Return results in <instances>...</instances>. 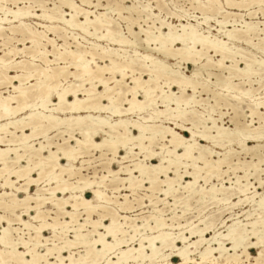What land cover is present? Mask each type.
<instances>
[{"label":"bare ground","instance_id":"bare-ground-1","mask_svg":"<svg viewBox=\"0 0 264 264\" xmlns=\"http://www.w3.org/2000/svg\"><path fill=\"white\" fill-rule=\"evenodd\" d=\"M4 1L6 2L8 0H2V2ZM13 1L15 4H17L20 0ZM81 1L84 4H89L88 0ZM205 1L206 3L203 4L204 6L201 8L203 11H209L216 8V0ZM228 4L232 5L233 3L230 1ZM54 5H58V7H53L49 13L43 9L45 14L52 17V19L48 20L50 25L45 26L46 31L48 28H51V33L55 36L57 35L62 37L64 41L59 47H56V45L54 48L52 47V50H47V53H53V60H44V55L47 53H44L43 55L41 54L42 49L40 45L42 43V38L45 35V31H41L34 34L36 45L33 48L28 49L27 56H29L28 58H30V60L21 59L20 63H17L14 61L13 56H16L20 53L18 51L19 48L14 46L6 47V45L10 44V42L13 40L17 42H23V38L28 37V33L31 31V24L27 23L26 20L30 18L33 19L34 17L43 20V17L41 14H36L33 11L31 12H33L34 15H30V9L18 6L16 10H8V14H5L2 11L4 5L0 4V10L3 12V16L0 17V39L3 40V45H5L7 49L5 52L7 56H0V90L12 88V90H10L12 92H9L7 95L0 91V143H2V145L4 144L5 147L4 149H0V178L4 179L2 186L7 185L12 187L11 176H13V173L18 171V169H16L14 166L17 163H23L25 160L26 163L31 165L33 168L36 167L37 164L40 165V171L38 172V177L40 180L47 178L48 182L55 184L53 187L47 189L51 196L48 198L45 197V199L47 200V203H51L52 206H55L58 201L66 202L64 206V212H66L71 218V222L69 223L64 220L60 223H56L55 220L53 223L49 224H51L54 229L57 224L61 226L62 231L60 230L57 233L63 232L64 228L65 230H68L71 226L70 224H72V228L70 229L72 230L71 232H73L74 237L73 239H68L66 243L68 246H72V249L77 247L84 248V253L79 255L78 258H75L72 256V253H74L73 251L72 253H69L66 249L60 250V246L56 245L59 258L63 259L66 256H70L72 259L76 260H104L106 262L109 260L117 262L126 261L130 262V264H136L137 260L141 261V264H143V261L147 259L149 264H174L172 259L176 257L179 259V263L177 264H210L214 258L219 256L222 248L232 247L231 240H229L228 243H225L226 238L231 237L232 239H237L244 232H247L249 235L253 233L255 234V236L250 241V246L256 247V250L258 251L257 255H259L258 243L260 242V234L262 230H264V219L261 218V216L259 220H257L258 218L256 217V220L248 222L247 225H240L241 223L238 221H234L230 225L227 223L225 225L226 233L217 232L218 230L216 231L214 223H208V225H205L202 228L198 227V225L197 227H190L187 231L188 235H184L182 231L176 237H172L169 233L164 232L163 230V228L169 227L171 225L166 224L164 219L160 218V216L152 215V219L155 222V227L151 228L149 222H146L141 227H150V229H156L157 233L155 232V235H152L151 233V236L145 237L139 235L140 238H137L138 247H136L137 245L134 246V244L132 246L131 243H133L136 239V235L140 234L139 227L133 226L134 222L130 219L131 222L129 221L130 224H128V226L130 229H133L134 234L129 235L130 237L126 238V235H124L126 234V230L123 228V224L119 222V216L117 215L116 211L107 205L111 200L103 192L104 190L102 189V191L100 189V185L106 176H102L101 181H91L89 179L80 178L76 184L69 182L70 178L78 174L80 175L81 172V167H74L73 163L75 160L82 158V156L84 157V155L91 154L93 151L99 150L101 152V157L105 156L107 153L111 154L112 156L111 158L107 159L106 162H103L104 164H102L107 170V173L110 174L108 177L112 176L110 182H119L122 185V187L121 185H117L114 189L118 191L121 190V188L125 189L126 185L124 182L128 180V177L121 179L118 177L116 179V176L119 174V172H121L122 166L116 171L111 169L109 166L115 157H120L122 161L129 158L130 154L132 156H137L142 153L143 159L145 156H147L148 160L151 162L157 158L152 154L153 150L150 148V145L154 144L155 141H158L156 139L157 136H160V138L164 140L165 135L168 134V143L171 144L176 142L177 138L172 135V132H174L173 129L154 131L152 128L155 129V127L151 125H144L138 121H129V119L126 118L123 119V115H126L130 112L141 111V109L143 110L145 108L152 107L156 101L155 98L158 96H160L161 103L165 105L166 109L164 111L155 110V113L149 116V120L158 119L160 115H164L166 119H171L176 124L178 123L176 117H180V122H184L180 130L182 132L189 133L190 138L178 134L179 141L190 142L195 135V144L192 145V148L188 149L191 155H185L184 158L179 161V163H177V160L174 158L170 159V157L167 155L163 156L165 160H170V166L172 168V174L174 177L161 176L160 179H156L155 177L158 175V173H151L148 176V179H150L152 182V188L148 189L147 185H145V187L151 192V194L148 195L150 202H152L151 197H154V194L157 192H159L160 195H164L165 197L173 196L174 199H177L178 196L176 198V195L173 194V192L176 191V188L174 189L173 185L174 183L176 184V182L180 183L179 181H181L183 178H187L188 176L191 177L190 180L186 181L181 187L187 193L185 196L186 198H190L201 193V190L196 188L199 179L202 178L205 182H207L212 176H216L217 178L220 177L223 173L221 167L224 164H226L227 167L233 171L238 169V167H234L231 164L228 158V154L230 153L229 151L226 152L223 157H218L214 160L212 158V150L200 145V142L206 141L220 147H224L226 144L231 146L232 144L236 143V145L240 146L242 151L250 152L255 150L256 146H248V144L251 141L253 142L254 140L259 139L261 136V131L260 127H256L253 130L241 128L239 125L241 124L239 123L240 115L236 110V106H234V116L230 118V121L234 125V128L232 129L224 127L223 124H217L218 119H214L211 115L208 116L206 121H208V123H212V126L206 127L205 121L197 118L192 113L193 111H185L184 109L182 111L180 109L181 104H188V102L193 98L191 95L186 94V90H189L188 85H191L193 93H196L200 88L202 91L209 90L206 88V84H200L201 82H198V76L200 74L198 70L193 72L191 76L184 75L183 77L181 76V78L178 76V73L174 71L175 69L170 70L171 68L169 69L165 65L166 62L164 59L159 60L160 58L157 59L153 57V55H150L151 53L142 57V59L150 61V65H147L136 58H127L121 56L116 50H107L100 44L93 45L88 51L81 49L79 43L76 45L75 50L70 49L65 34L61 33L62 28L57 26L59 23L64 24L66 27L79 28L85 33L90 32H88V28L90 26L94 27V32L89 34L96 36V39H104L120 47L127 46L131 43L125 37L120 35V33L111 25L109 19L101 18V16H95L94 19H90L89 10L80 9L79 6L76 5L72 0H57V3H54L53 6ZM237 5L242 7L240 4ZM63 7L69 10V15L67 16L68 18L65 17L66 15L64 16V13L60 12V9ZM79 12H83L82 14L84 15V21L77 20V15H79ZM3 22H8L9 24H18L4 27L2 26ZM98 29H103L105 33L103 32L102 34L98 35ZM168 29L169 30L166 34L161 33L158 36H153L150 35V33H147L145 39L146 43L149 44L150 42H153L155 44L153 48H149L150 50L147 49V51H155L162 54L164 57H177V59L185 61L187 64L198 66L200 57L202 55H207L208 52L212 50V52L220 54V59L216 62L218 67H224V60L228 59L233 62L234 57H232V50L230 51V49L224 46V42L219 41L221 43L220 44L216 39H213V41L209 39L208 41V38L205 39L206 37L203 40L201 39L203 35L200 36L201 38H198V32L192 26L183 27L181 34L173 32L171 26H168ZM5 30H9L10 32L5 33ZM251 31H253L251 28L247 29V33ZM235 32L236 31L229 30L226 32V35L228 38H237L238 35ZM73 38L76 39L75 36H73ZM47 39L54 42V39ZM215 42H217L219 45ZM175 44L180 45V47L174 49L173 46ZM33 56H37V59H43L45 67L38 66L31 62L36 61L32 59ZM207 57L209 58V56ZM99 60H105V62L108 60L109 63L100 65ZM49 61L52 62L50 63ZM248 62L246 61L245 67L243 69L235 68V72H232L230 76L237 73H244L246 75L250 74V71H252V69H250L252 65ZM60 63H62L63 66H61ZM69 67L74 68L75 71L69 72ZM10 68L16 70L19 68L23 74V80L14 79L18 76L16 70V74H8V70ZM228 68L231 70V68H233V64ZM106 72H109L112 77L110 76L111 78H106V76H104ZM144 73H147L148 76L151 74L152 79H143L142 75ZM116 74L121 75L120 80L115 78ZM126 75H130L131 77L133 86L130 88H127L126 84L123 85V80L125 79ZM69 76H71L73 79L71 78L72 80H69ZM30 77L34 78L35 82L29 85L28 80L31 79ZM61 77H63V79H61ZM101 79L103 80L104 84H107V88H105L103 84L94 83L95 81H99ZM229 79L231 78H228L227 80ZM110 82L114 83L115 86L111 85ZM220 83L222 88H234L232 86L228 87L227 83L221 82L218 78L214 84L219 86ZM97 85L103 87V90H96ZM162 85H166L168 90H170L171 87H177L178 89H183V92L180 91L181 96L172 98L163 91ZM209 91L213 93V98L216 99L218 103V100L221 99H218V97L221 95L217 92H214L213 90ZM158 92H162L161 95H157ZM52 93L57 94V102L55 103H51ZM84 93L88 94L87 100H85ZM140 93H142L144 98L145 95L147 96V101L144 105L140 104V102L143 100L137 99ZM69 95L73 96L72 100L68 99ZM60 96H63V100L59 99ZM101 97H103V99H101ZM108 97H112L111 102H109ZM102 100L107 101V103L102 104ZM50 103L51 105L48 106ZM123 104H128V107L123 109ZM171 104H175V108L171 107L172 109H169L168 107ZM129 105H131V107H129ZM28 108L30 109V113H28L26 116L23 115L22 117L17 118L18 116L16 115L19 112H23ZM250 108V116L253 117L255 114H258L257 103L254 106L251 105ZM173 110H175V112ZM55 111H68L70 113L75 112L78 113V115L70 116L69 118L65 117L63 119L55 115ZM82 112L85 113V115L80 114ZM101 112H107L109 115L117 116L119 119H117V121L114 123H111L108 121L107 117H101L100 115L95 116L92 114ZM64 123L67 125L66 128L72 127V131L68 130V138L63 137V143L65 144L61 145L58 144V142H52L47 136L48 132L52 130H59L61 125ZM132 125L138 126V129H143L145 135L141 136L138 129L134 130L138 131L137 135L132 134ZM198 125H202L203 129L200 130ZM75 126L77 127L78 133L80 134L79 138L75 137L73 134V131H75L73 128ZM211 129H215L216 134H212ZM28 130H30L29 133H27ZM148 131L149 136H146ZM2 134H9L11 135V138L6 139L7 137L1 136ZM98 134L105 136L104 138L101 137L103 139L100 142H97L95 139ZM39 135H42L45 141H39V143L34 147V144L31 142L36 140L35 138ZM133 137H136V139H133ZM72 138L75 140V145H70L68 143ZM146 140L149 142L148 146L144 144ZM15 142L18 143V146H20L19 148L21 149V152H19L20 150L18 147L14 149L10 148L11 144ZM54 144L56 145V150H54V147H52ZM37 145L39 146L37 147ZM124 145H127V154L125 153L124 156H120L121 151L125 150ZM230 146H228L229 149ZM193 148L197 149V151H192ZM134 149H139V152L134 153ZM12 151L14 152L15 156L12 157L11 155L8 157L9 153ZM43 151H47L48 154L42 155L41 153ZM9 160L11 161L9 162ZM63 160L67 161L66 164L62 163ZM260 160L261 158L258 159L257 163L252 164L255 170H257V166H259ZM197 162L202 166L197 165ZM159 163L160 161L158 160V163L152 164L150 166L154 168L156 165H159ZM181 165L189 170L183 174L178 173L177 169H179ZM134 166L137 167V169H140V165L135 163ZM21 167L23 168L24 166L21 165ZM189 167H191V170ZM26 170L27 169L25 168V171ZM201 170H205L204 176L201 174ZM124 172L127 175V169H125ZM20 174L23 175L24 172L22 171ZM248 176L249 173L247 174V172H245L244 177L248 178ZM132 177L135 178L133 183L139 182L137 172H133ZM32 178L36 179L37 177ZM239 179L240 178L238 177L236 183L239 182ZM162 185L164 188H162ZM259 185H262L260 181ZM39 190L41 192L40 188ZM75 190H79L80 193L77 194ZM247 190V186H242L238 188V193L243 194L244 198V195L246 196ZM86 191H89L93 195V199L96 200L95 206H90L87 203L88 201L93 200L85 197ZM219 191L225 190L216 189L214 185H211L209 190V192H212V194H216V192ZM59 194L64 196L69 194V196L66 198L59 197ZM0 196V208L3 209V194ZM127 197L128 195L125 194L124 200ZM229 198L230 195L224 200H228ZM17 199L22 201L24 198L17 197ZM245 199H248L247 196ZM240 202H242V199L239 197L238 203ZM40 203H45V201L42 200ZM73 205H75V207H73ZM120 205H124L122 208L125 210L131 209L129 206H127V202ZM188 206L189 204H187L185 201V207L187 208ZM258 206L259 208L263 209L264 195H261ZM156 211L157 210H155V212ZM94 212H101L98 213V219L96 220L91 217ZM158 212L160 211L158 210ZM78 213L80 215L86 214L84 222H78L79 219L76 217ZM26 215L33 216V214L30 212L26 213ZM61 215L63 216V213H61ZM249 216L251 215L248 214L247 217L249 218ZM149 217L151 218V216ZM127 218V216H124V219ZM21 219L23 218L21 217ZM113 220L116 221L115 224L113 223ZM105 221H108L109 223H105ZM222 223L225 222L223 221ZM86 225L91 226L92 229H89L86 233H83V228ZM6 228H8V225L6 227H1L2 230L0 233L2 234ZM13 229L17 230L16 228ZM46 229L48 228L43 229V232L41 233L42 236H44ZM102 229H107L117 233V243L116 245H113V242L108 240V244L112 247L104 248V251L97 254L95 247H93L94 242L100 241L96 247L103 248L104 240H107L106 236L104 237V240H101L103 232L99 230ZM211 233H213V235L208 238V235ZM46 239L47 237H45V240ZM178 243H181L182 246H177ZM203 244L206 246L202 249L201 246ZM191 248L193 249L191 250ZM167 251L171 252L167 254ZM65 252H67V254H65ZM105 252L108 253L107 256H105ZM196 254L197 258H195ZM2 255L3 253L0 252V256ZM236 255H238V253ZM249 255H251V252Z\"/></svg>","mask_w":264,"mask_h":264},{"label":"rangeland","instance_id":"rangeland-1","mask_svg":"<svg viewBox=\"0 0 264 264\" xmlns=\"http://www.w3.org/2000/svg\"><path fill=\"white\" fill-rule=\"evenodd\" d=\"M75 2L76 5L79 6L80 9H86L89 10V18L94 19L95 16H101V18H107L110 20L111 25L122 35L125 37L131 44L127 46L120 47L118 45H114L112 42L106 41L104 39H96V36H93L89 33L94 32V27H89L88 32L85 33L79 28H70L64 26V24L59 23L57 26H60L61 33L65 34V37L67 38L68 45L70 49L75 50L76 45L79 43L80 48L83 50H90V48L93 45H101L102 47H105L107 50H116L118 54L121 56L127 57V58H136L137 60L150 65L149 60H144L142 57H144L146 54L153 55V57L162 60L164 59L166 62V66L170 70L176 71L178 73L179 77L185 76H191L193 72L196 70L199 71L198 76V82L200 84H206V88L209 90H213L214 92L219 93L221 96L218 97L221 98L218 100V103L216 99L213 98V93L209 90L202 91L201 88L197 90L196 93H193L192 90H186L187 95H191L193 98L188 102V104H181V110L183 109L185 111H193L192 113L199 118L200 120L205 121L206 127L212 126V123H208L206 119L209 115L213 116V118L218 119L217 124L222 125L224 127H228L230 129L234 128L233 123L230 121V118L234 116V106H236V110L239 117V124L241 128L253 130L256 127H260L261 123V113H264V108L261 107V100L264 98V5H262L261 0H228L229 2L232 1V5H229L227 0H216V8L211 9L209 11H203L201 8L204 6L203 4L206 3L205 0H88L89 4H84L81 0H72ZM43 4L45 5L44 10L49 13V11L53 8V4L57 3V0H20L19 3L15 4L13 0H8L2 2L0 0V4L8 5V10H16L18 7H26L33 11L36 14H41L40 11L36 10L35 5L36 4ZM20 4V5H19ZM110 4L111 7H104L103 5ZM237 4L242 5L238 6ZM15 5V7H13ZM235 5V6H234ZM18 6V7H17ZM11 8V9H10ZM62 10V11H61ZM61 13H64V16L68 18L69 10L65 9L64 7L60 9ZM68 13V14H67ZM83 12H79V15H77V20L84 21V15ZM3 16V12L0 10V17ZM27 23L33 25L35 23L36 25H43L44 29L42 31L46 32V25H50V23L47 21L45 23L44 19H38L34 17L33 19L26 20ZM222 22V23H221ZM18 23H11L3 22L2 26L9 27L12 25H16ZM45 24V25H44ZM55 24V26H56ZM163 24V25H162ZM182 25L183 27H194L195 30H197V37L201 38L200 36L203 35L201 39L204 40L216 39L217 42L221 41L224 42L225 45L230 51L233 53L232 57H234L233 62L230 60H224L222 68L218 67L216 62L220 59V54L212 52L210 50L207 55H202L200 57V60L198 61V66L187 64L185 61H181L180 59H177V57H164L162 54L153 52V51H147L149 48H153L155 44L153 42H150L149 44L146 43V35L147 33L153 36H158L159 34H166L168 32V26H171L173 29V32H177V34L182 33ZM190 25V26H189ZM31 27V26H30ZM182 27V28H181ZM251 28L253 31L247 33V29ZM8 29V28H7ZM236 31L238 37L237 38H228L226 35L227 31ZM64 31V32H63ZM146 31V32H145ZM9 30H5V33H9ZM105 33L103 29H98L97 34L100 35L102 33ZM133 34V35H132ZM200 34V35H199ZM73 36L76 37V39L73 38ZM60 36H55L54 34L47 35V38L54 39V44L56 47H59L60 44H63V38ZM62 38V39H61ZM206 40V41H207ZM210 40V41H211ZM246 40V41H245ZM3 40L0 39V56L6 57L7 55L5 52L7 51L5 45H3ZM215 42L216 44H218ZM23 42H17L15 40L11 41L10 44L16 48H23L25 47ZM213 43V42H212ZM220 43V42H219ZM221 44V43H220ZM150 47H148V46ZM219 45V44H218ZM199 46V45H197ZM4 47V48H3ZM180 47V45L175 44L173 46L174 49ZM200 48V47H198ZM4 50V51H3ZM47 50H52V47H47ZM150 50V49H149ZM125 51V52H124ZM26 54V55H25ZM28 50L26 53H19L16 56L20 57L21 59H28ZM13 56L14 61L16 59ZM129 56V57H128ZM163 56V57H162ZM209 56V58L207 57ZM208 58V59H207ZM48 59L53 60V57L50 56ZM177 59V60H176ZM246 61L248 63H251L252 71H250V74L246 75L244 73H237L232 74V72H235L236 69H243L245 67ZM17 62V61H16ZM34 64L45 67V63L43 59H36V61H31ZM185 62V63H184ZM108 64L109 61L105 60L101 61L99 60L100 65ZM61 66L62 63H60ZM233 64V68L231 70L228 68ZM170 65V66H169ZM54 67V66H52ZM16 69L10 68L8 70V74L14 75L16 74ZM75 69L72 67H69V72H74ZM129 74V72H128ZM182 74V75H181ZM106 78H111V74L109 72H106L104 74ZM111 76V77H110ZM181 77V78H182ZM69 80H72L73 78L71 76L68 77ZM72 78V79H71ZM115 78L120 80L121 75L116 74ZM142 78L147 80L149 78L147 73H144L142 75ZM219 79L221 82L227 83L228 87L232 86L233 89H226L225 87H221L220 85L214 84L216 82V79ZM228 78H231L227 80ZM125 80V81H124ZM123 80V85L126 84L127 88H130L133 86L130 75H126L125 79ZM31 81V82H30ZM209 81V82H208ZM35 82L34 78H31L28 80L29 85L31 83ZM126 82V83H125ZM214 82V83H213ZM65 83V82H63ZM111 85H114V83L110 82ZM18 84V83H17ZM214 85V86H213ZM163 86V91L168 94L169 97L176 98L181 96V93L177 87H171L170 90H168L166 85ZM204 86V85H203ZM226 86V87H227ZM224 89V90H223ZM12 88L8 89H2L0 91L3 92V94L7 95ZM96 90L102 91L103 87H100V85L96 87ZM171 91V92H170ZM162 93V92H161ZM160 92L157 93V95H161ZM172 93V95H171ZM174 94V95H173ZM248 94V95H247ZM223 96V97H222ZM82 97V95H81ZM160 96L155 98V103L152 105V107L145 108L141 111H134L130 112L126 115H123V119H129V121L133 122H141V124L144 125H151L154 128H152L154 131L156 130H163L166 129H173L175 132V123L171 119H166L164 115H160L158 119H150L149 116L156 111H164L166 109L165 105L161 103ZM223 98V99H222ZM138 100H144V97L142 93H140L137 97ZM57 102V99L51 98V103ZM48 104L49 105H51ZM102 104H106L107 101L102 100ZM173 103V102H172ZM258 104V114H255L253 117L250 116V106ZM157 104H162L163 107L160 109L156 108ZM128 107V104H123V109ZM175 108V104L169 105V109ZM26 112V113H25ZM21 115H20V114ZM16 116L17 118L22 117L23 115L26 116L28 113H30V109H26L23 112H19ZM49 113V112H47ZM55 115H57L60 118H69L70 116H76L78 113H70V112H59L55 111ZM82 115H85V113H80ZM95 116H101V117H107L108 121L111 123H114L119 119L117 116L109 115L107 112H101V113H92ZM260 114V115H259ZM198 115V116H197ZM203 116V117H202ZM111 117V118H110ZM221 119V121H220ZM255 121V124H252V121ZM224 122V123H222ZM246 124L248 125L246 127ZM66 124L64 123L61 125V128L59 130H52L49 131L47 136L51 139L52 142L58 144H65L63 143V137L68 138L69 131H72V127L66 128ZM191 126V125H189ZM200 130L203 129L202 125H198ZM73 134L75 137L79 138L80 134L78 133L77 127L75 126L73 128ZM67 130V131H66ZM69 130V131H68ZM261 131V128H260ZM30 130L27 131L29 133ZM65 132V133H64ZM131 133L137 135L138 131H134V129H131ZM149 131L147 132L146 136H149ZM186 132H182L179 129V134L183 135L184 137L190 138V134L188 133L187 136L184 135ZM212 134H216L215 129H211ZM62 134V135H61ZM168 135V134H166ZM1 136H6V139H10L11 135L9 134H2ZM105 137L102 134H98L95 139L97 142H100ZM36 140H33L31 143L34 144V147L36 144L39 143V141H45L42 135H39L35 138ZM158 141L154 142V144L150 145V148L152 150L159 151V148L156 146L159 144L161 147L163 145V140L160 138V136L156 138ZM161 139V140H160ZM70 145H75V140L72 138L68 142ZM199 143V142H198ZM145 145L148 146L149 142L146 140L144 142ZM200 145L207 147L208 149H211L213 154L212 158L215 160L218 157H223V155L226 152H230L228 154V158L231 162V164L234 167H238L237 170L233 171L232 169H229L226 164H224L221 167L222 175L220 177L212 176L207 182L204 181V179H199L197 182V189L201 190L200 194H197L195 196H192L190 198H186L185 196L187 193L185 190H183L181 187L185 184L186 181H189V178H183L180 183L176 182L174 183L173 188L176 190L173 192V194L176 195L177 199H174L173 196L165 197L164 195H160L159 192L154 194V197H151L152 202H150V199L148 198V195L151 194L149 190L146 191H139L136 192L135 198L128 196L124 200V195L127 194V191L125 189L121 188V190H115L114 188L117 185H121L119 182H110L112 179V176H109L110 174L107 173V170L104 168V163L107 159L111 158V154L107 153L105 156H100L101 152L93 151L91 154L84 155L82 158H78L75 160L74 167L80 168L81 172L80 175H76L72 178H70V183H75L80 179H89L91 181H101L102 176H106V178L103 180L102 184L100 185V189L109 197L111 200L108 205L111 209L116 211L119 216V222L123 224V228L126 230V238H129V235H133V229L128 226L130 224V219L134 222L133 226H138L140 234L136 235V239L134 240L132 244L137 245L138 247V239L142 235L145 236H151L155 235L156 229H150V227H155V222L152 219L153 216H160V218L164 219V222L168 225H171L169 227L163 228L164 232H167L172 237H176L183 231L184 235H188V229L190 227L198 225V227L202 228L205 225H208V223H214V227L216 228L217 232L226 233V227L225 225L228 223L230 225L234 221H238L241 224L240 225H247L248 222L257 220L261 218L264 219V207L259 208V202L261 199V195H264V185H259V181L261 180L260 177V170L261 165L257 166V170H255L254 166L252 164H255L258 162V159L261 158V140L260 138L257 140L251 141L248 146H256V149L250 152L242 151L239 145H236V143L230 145H224V147L216 146L213 143L202 141L200 142ZM39 145H37L38 147ZM230 146V149L229 147ZM19 148L18 143L11 144L10 148ZM54 147V150H56V145H52ZM258 147V148H257ZM4 144L0 143V149H4ZM168 149H164V152H166ZM13 152V151H12ZM10 152L8 157L12 155L14 157V152ZM139 149H134V153H138ZM125 150L121 151L120 156L125 155ZM42 155L48 154L47 151H43L41 153ZM130 157L126 160L129 164H132L134 166L135 160L132 159L134 155H129ZM139 160H143V154H139L135 156ZM159 159H155V163H158ZM11 160H9L10 162ZM84 161V162H83ZM124 161V160H122ZM66 160H63L62 163L66 164ZM186 162V161H184ZM190 162V161H189ZM103 163V164H102ZM26 161L20 162V165L24 166L26 165ZM109 165L111 169L114 171L118 170L121 165V159L120 157H115L114 160ZM197 165L202 166L200 163L197 162ZM15 167V166H14ZM17 169V167H15ZM191 170V167H189ZM189 170V169H188ZM226 171V172H225ZM245 172L247 174L249 173L248 178L244 177ZM119 174L116 176V179L118 177L126 178L128 177L126 173ZM205 170H201V174L204 176ZM183 174V173H182ZM38 176V173H37ZM36 178V176H33ZM171 177H174L172 174ZM238 177L239 182L236 183ZM14 176H11V180L14 179ZM4 182L3 178H0V195L11 192L12 187H5L2 186ZM49 183V184H48ZM248 183V185H247ZM250 183V184H249ZM180 184V185H179ZM55 184L47 181V178H43L41 180V183L39 184V188L41 189V194L44 195L46 198L50 197V192L47 190L50 187H53ZM211 185H214L216 189H221L225 191H219L216 192V194H212V192H209ZM242 186H247L248 190L246 192V196L248 199H245L246 196L243 194L238 193V188ZM17 187H19V184H17ZM122 187V185H121ZM260 187V188H259ZM162 188L163 185H162ZM225 188V189H224ZM145 189H147L145 187ZM178 189V190H177ZM203 189V190H202ZM206 189V190H205ZM228 189V190H227ZM37 187L36 186H30L31 192H36ZM77 194H79V190H75ZM206 192V193H205ZM204 195H203V194ZM227 196H226V195ZM230 195V198H228ZM59 197H68L69 194L66 196L59 194ZM117 198H116V197ZM1 197V196H0ZM17 197L24 198L23 196L19 195V192H17ZM85 197L92 199L93 201L96 200L93 199V195L86 191ZM165 197V198H164ZM194 197V198H193ZM212 197V198H211ZM215 197V199H214ZM242 199V202L238 203V200ZM252 197V198H251ZM141 198V199H140ZM163 198V199H162ZM186 198V199H185ZM197 199V200H196ZM214 199V200H213ZM218 199V200H217ZM223 199V200H221ZM158 200V201H157ZM161 200V201H160ZM190 200V201H188ZM1 201V198H0ZM157 201V203H156ZM185 201L189 206L185 207ZM127 202V206H129L131 209H123L122 207L124 205H120ZM154 202V203H153ZM141 203V204H140ZM168 203V204H167ZM235 203V204H234ZM140 205V206H139ZM126 206V204H125ZM233 206V207H232ZM53 207L51 203H46L45 208H51ZM157 210L155 212V210ZM158 210L160 212H158ZM185 211V212H183ZM257 211V212H256ZM158 212V213H157ZM35 215V211L33 210L30 212ZM98 213L101 212H94L91 217L93 219H98ZM257 213V214H256ZM19 213H17L18 215ZM250 214L249 218L247 215ZM0 215L4 216L5 212L2 208H0ZM153 215V216H152ZM257 215V216H256ZM27 216V215H26ZM62 216V215H61ZM124 216H127V219H124ZM151 216V218L149 217ZM263 216V217H262ZM78 222H84V219L86 218V214H77L76 215ZM247 217V218H246ZM24 219V217H22ZM184 218V219H183ZM214 218V220H213ZM219 218V219H218ZM177 219V220H176ZM204 219V220H203ZM211 219V220H210ZM234 219V220H232ZM136 220V221H135ZM55 220H50L48 223H53ZM59 221V222H58ZM64 221L63 219L56 220V223H60ZM130 221V222H129ZM225 223H222V222ZM229 221V222H228ZM126 222V223H125ZM146 222H149L150 227L143 228L141 227ZM107 223H109L107 221ZM125 224V225H124ZM127 224V225H126ZM58 225V224H57ZM57 225L55 226V229L57 232L60 230L62 231L61 226L57 228ZM70 228H72V224H70ZM154 225V226H152ZM7 226V224L0 225V231L2 230L1 227ZM13 228H16L18 230L17 225H12ZM69 228V226H68ZM129 230H128V229ZM91 230V226L86 225L83 228V233H86L87 230ZM128 230V231H127ZM152 230V231H151ZM155 230V231H153ZM67 231V232H66ZM102 231V230H99ZM156 232V233H155ZM48 233V235H51V232L49 229H46L44 232ZM63 233L68 236V239H73L74 235L73 232L71 234L68 233V230L65 228L63 229ZM187 233V234H186ZM1 234V233H0ZM59 234V233H58ZM140 235V236H139ZM213 235V233L208 235V238H210ZM47 237V236H45ZM48 238V237H47ZM138 238V239H137ZM195 240V239H194ZM147 244V243H146ZM205 244V243H204ZM202 245L205 247L206 245ZM182 246L181 243H178L177 246ZM179 246V247H180ZM82 247L73 248L72 251L76 254L74 257L78 258L79 255L83 254L84 251H80ZM84 249V248H83ZM193 248H191L192 250ZM20 251H23L21 248ZM171 251H167L166 253L169 254ZM258 251L256 250L255 253H251L253 257L257 255ZM67 254V252H65ZM197 258V254L195 255ZM173 263L177 264L179 263L178 258H173Z\"/></svg>","mask_w":264,"mask_h":264},{"label":"snow or ice","instance_id":"snow-or-ice-1","mask_svg":"<svg viewBox=\"0 0 264 264\" xmlns=\"http://www.w3.org/2000/svg\"><path fill=\"white\" fill-rule=\"evenodd\" d=\"M262 5H264V0H261ZM104 7H111L112 5L106 4ZM235 6V5H234ZM15 7V5H13ZM53 7H58V5H54ZM36 10L41 12V16L43 17L45 23L48 20L52 19L51 16L44 13L43 9L45 5L36 4ZM2 11L5 14H8V5L5 4L3 6ZM30 15H34L31 10L29 11ZM264 23V22H262ZM44 29L43 25H36L33 23L31 25V31L28 33L27 38H23V42L25 47L23 49H18L20 53H26L29 48H33L36 45L35 33H39ZM51 34V28H48L45 32L44 37L42 38V43L40 45L42 49V55L47 53V47H55L54 42L52 40L47 39V35ZM6 47H12V44L6 45ZM49 56H53V53H47L44 55V60H48ZM17 63H20V57H14ZM38 57L33 56L32 59L36 60ZM50 63L52 61H49ZM18 76L14 79L23 80V74L21 70L17 69ZM31 78V77H30ZM63 79V77H61ZM151 74H149V80H151ZM94 83L103 84L105 88H107V84H104L103 80L95 81ZM115 86V85H114ZM189 89H191V85H188ZM179 91L183 92V89H179ZM52 98L57 99V94L52 93ZM174 95V94H173ZM85 100L88 99V94L84 93ZM60 100H63V96L59 97ZM69 100L73 99L72 95L68 96ZM103 99V97H101ZM109 102L112 101V97H108ZM147 101V96L143 101L140 102L141 105H144ZM131 107V105H129ZM163 107L162 104H157L156 108L160 109ZM261 107L264 108V98L261 100ZM142 110V109H141ZM175 112V110H173ZM178 123L175 124V132H172V135L176 137V142L169 144L167 140V135L163 140V147L159 144L156 146L159 148V151L153 150L152 154L159 159V165L156 167H151L150 165L155 164V161H149L148 157L145 156L141 161L137 159L135 156L132 157L135 160V163L140 165V169L129 164L127 160L121 161V174H124L125 169H127L128 180L124 183L126 185L125 191H127L128 196L135 198L136 192L146 191L152 188V182L148 179V176L151 173H158L155 177L156 179H160L161 176L171 177L172 176V168L170 166V160H165L163 156L167 155L170 159L174 158L177 160V163L181 159L184 158L185 155H191L188 151L189 148H192V145L195 144V135L193 136L190 142L184 141L181 142L178 139L179 129L183 126L184 122H180V117H176ZM252 124H255V121H252ZM248 125L246 124V127ZM134 130L138 129V126H131ZM261 170H260V183L264 185V113H261ZM140 131V135L144 136V130L138 129ZM185 136L188 133H184ZM136 139V137H133ZM125 152L127 154V145H124ZM167 148L168 151L164 152V149ZM192 151H197V149L193 148ZM18 171L13 173L12 175L15 177L12 179V191L3 194V210L5 212L4 216H0V225L7 224L8 228L4 229L3 233L0 234V252L3 253L0 256V264H130V262L126 261H104V260H88L85 261L83 259L76 260L72 259L70 256H66L63 259L59 258L56 245L60 246V250H67L69 253H72V246H68L66 243L68 240V236L63 232L57 233L56 229L52 227L51 224L48 223L50 220H59L63 219L67 222H71V218L68 216L66 212H64V206L66 202L58 201L55 206L51 208H45V203L47 200L45 196L41 194L39 190V184L41 183L40 178L37 176V173L40 171V165L37 164L36 167H32L29 164L24 165L22 168L19 163L15 165ZM25 168L27 169L25 171ZM24 172L21 175V172ZM188 169L183 165L177 169L178 173H185ZM137 172L139 177V182L133 183L134 179L132 177V173ZM36 176V179L32 177ZM187 178H191L188 176ZM19 184V187H17ZM145 185L148 186V189H145ZM29 186H36L37 191L31 192ZM7 187V185H5ZM17 192L19 195L23 196L24 199L21 201L17 199ZM44 200L45 203H40V201ZM90 206H95V201L87 202ZM35 206V207H34ZM75 207V205H73ZM35 210L36 214L34 216H26V213L32 212ZM19 213V215H17ZM63 213V216H61ZM74 215V213H73ZM118 215V213H117ZM24 217V219H21ZM107 223V221H105ZM115 224L116 221L113 220ZM17 225L18 230H14L12 225ZM59 225H57V228ZM44 228H48L51 232L49 236L48 233H45L44 236L41 235ZM71 229H68V233L71 234ZM103 235L101 236V240H104V237H107V240H104V247H96L100 243V241H95L93 247H95V251L97 254L104 251V248H111L108 244V240L113 242V245L117 243V233L109 231L107 229H102ZM45 236L48 238L45 240ZM255 236V234L249 235L247 232H244L237 239H232L231 237L225 239V243H228L229 240L232 242L231 248H222L220 254L217 258H214L210 264H264V230H262L260 234V242L258 243L259 255L253 257L249 255V253H255L256 247L250 246L251 239ZM23 249L20 251L19 249ZM47 249V250H46ZM80 251H84L83 248ZM238 253V255H236ZM75 253H72V256H75ZM108 253L105 252V256ZM136 264H141V261L137 260ZM143 264H149L147 259L143 261Z\"/></svg>","mask_w":264,"mask_h":264}]
</instances>
